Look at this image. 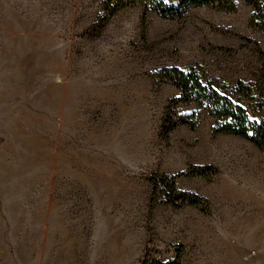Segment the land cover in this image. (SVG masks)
Segmentation results:
<instances>
[{
    "label": "rangeland",
    "instance_id": "rangeland-1",
    "mask_svg": "<svg viewBox=\"0 0 264 264\" xmlns=\"http://www.w3.org/2000/svg\"><path fill=\"white\" fill-rule=\"evenodd\" d=\"M108 4L0 0V264H170L178 249L180 264H264V151L172 105L160 78L264 85L252 9L171 21ZM191 114L197 128L165 134ZM173 177L209 207L168 204L155 182Z\"/></svg>",
    "mask_w": 264,
    "mask_h": 264
},
{
    "label": "trees",
    "instance_id": "trees-1",
    "mask_svg": "<svg viewBox=\"0 0 264 264\" xmlns=\"http://www.w3.org/2000/svg\"><path fill=\"white\" fill-rule=\"evenodd\" d=\"M239 1H243L252 9V26L264 31V0H111L108 9L112 11L111 16H114L129 7L141 4L146 14L154 13L164 20L174 21L185 18L191 10L201 7L234 14L237 12ZM111 5L113 7L110 9ZM259 55L263 61V70L260 71V75L263 73L264 81V53L259 50ZM160 78L161 81L170 83L180 91V97L172 105L178 107L181 104H195L216 118L217 133L241 137L264 151V85L257 87L238 81L233 86H228L215 79L204 80L196 69L183 70L176 67L163 69ZM246 102L251 103L253 107L255 105L257 115L253 120L244 108ZM199 118V115L191 114L178 118L176 121L167 120L164 132L169 135L179 126H187L194 130L198 126ZM211 172L213 170L208 168H194L189 175L210 177ZM155 186L156 189L169 193L167 203L174 207H209V202L206 200L179 192L175 177L158 179ZM182 254L183 251L178 249L176 260L170 264H180Z\"/></svg>",
    "mask_w": 264,
    "mask_h": 264
}]
</instances>
